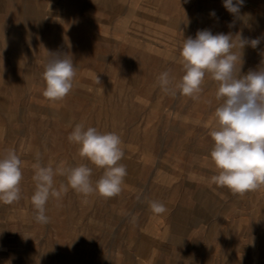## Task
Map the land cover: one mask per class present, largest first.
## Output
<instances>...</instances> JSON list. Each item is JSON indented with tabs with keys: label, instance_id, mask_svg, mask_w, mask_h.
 <instances>
[{
	"label": "rangeland",
	"instance_id": "obj_1",
	"mask_svg": "<svg viewBox=\"0 0 264 264\" xmlns=\"http://www.w3.org/2000/svg\"><path fill=\"white\" fill-rule=\"evenodd\" d=\"M223 4L0 0V157L16 149L23 161L21 198L0 201V264H264V186L241 195L211 181L216 82L206 74L193 99L157 79H180L182 41L203 29L260 38L242 50L240 75L264 67V0H244L236 16ZM49 53L70 55L77 69L59 101L43 96ZM76 123L120 135L122 191L84 196L69 186L38 223L37 152L43 166L86 164L93 183L103 174L69 142ZM54 179L57 190L67 184ZM149 200L167 211L154 214Z\"/></svg>",
	"mask_w": 264,
	"mask_h": 264
},
{
	"label": "clouds",
	"instance_id": "obj_2",
	"mask_svg": "<svg viewBox=\"0 0 264 264\" xmlns=\"http://www.w3.org/2000/svg\"><path fill=\"white\" fill-rule=\"evenodd\" d=\"M244 0H224L223 6L234 16L239 15ZM215 16V12L210 13ZM231 26V25H230ZM260 38L249 39L242 33L213 34L209 29L198 30L195 38L183 39L179 63L183 75L173 84L168 71L158 76L161 90L172 96L177 94L198 99L206 74L217 84L216 99L220 101L214 111V121L209 135L214 141L210 159L215 168L211 181L227 187L234 194L258 190L264 186V67L249 70L240 75L242 50L255 48ZM239 64V67H238ZM43 96L51 101L64 99L74 88L77 69L68 54L49 53L44 66ZM99 81L98 76L96 77ZM79 146V155L103 174L93 183L92 168L86 164L74 167L65 165L43 166L34 164L35 189L31 202L36 209L38 223H49L46 204L50 198H59L68 187L84 196L99 194L117 196L122 191L126 166L120 163L124 157L123 141L115 132H100L95 127L76 123L68 136ZM23 161L16 149H7L0 157V201L12 204L21 198L20 184ZM66 177L67 184L61 190L55 187V176ZM148 207L154 214H163L166 206L158 200H149Z\"/></svg>",
	"mask_w": 264,
	"mask_h": 264
}]
</instances>
